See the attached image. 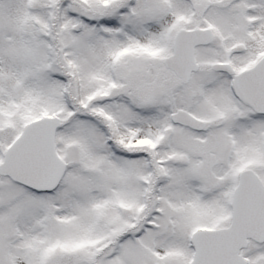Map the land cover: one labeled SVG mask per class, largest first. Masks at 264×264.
Listing matches in <instances>:
<instances>
[{"label":"snow or ice","instance_id":"snow-or-ice-1","mask_svg":"<svg viewBox=\"0 0 264 264\" xmlns=\"http://www.w3.org/2000/svg\"><path fill=\"white\" fill-rule=\"evenodd\" d=\"M0 264H264V0H0Z\"/></svg>","mask_w":264,"mask_h":264}]
</instances>
